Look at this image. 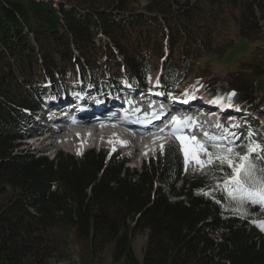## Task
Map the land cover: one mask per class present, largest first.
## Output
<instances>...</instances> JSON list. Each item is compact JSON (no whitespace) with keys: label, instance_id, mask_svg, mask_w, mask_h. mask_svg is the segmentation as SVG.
<instances>
[{"label":"trees","instance_id":"trees-1","mask_svg":"<svg viewBox=\"0 0 264 264\" xmlns=\"http://www.w3.org/2000/svg\"><path fill=\"white\" fill-rule=\"evenodd\" d=\"M235 37L250 56L208 65ZM156 77L167 95L200 85L262 114L264 0H0V264H74L71 245L81 264L107 249L116 264H264V209L217 189L221 172L187 176L173 145L133 173L94 151L15 153L47 81L96 93ZM145 233L140 259L132 240Z\"/></svg>","mask_w":264,"mask_h":264},{"label":"snow or ice","instance_id":"snow-or-ice-1","mask_svg":"<svg viewBox=\"0 0 264 264\" xmlns=\"http://www.w3.org/2000/svg\"><path fill=\"white\" fill-rule=\"evenodd\" d=\"M157 86H159V81ZM157 95H163V93H157ZM184 95L187 96L188 93H184ZM235 95V92L228 93V99L231 100ZM223 99V97H216L213 103L221 108H231L232 104H223ZM194 127L196 125L191 117L183 119L177 116L171 117V132L169 134L179 140L181 144L185 158V170L187 171L191 159L204 175L212 176L215 179L216 173L221 172L223 173L221 177L223 182L216 185L217 189L226 190L230 200L241 207L247 202L249 205L264 209V169L258 167L259 155L264 153V147L259 144L235 145L227 139L228 136H234V133L222 132L217 136L203 132L202 136H197ZM216 127L223 128L219 124ZM159 131L164 132L165 128H160ZM124 143L121 141V144ZM163 149L164 145L161 143V152ZM253 154H256V160L252 158ZM226 169L231 171H226ZM259 226L264 230V224Z\"/></svg>","mask_w":264,"mask_h":264},{"label":"rangeland","instance_id":"rangeland-1","mask_svg":"<svg viewBox=\"0 0 264 264\" xmlns=\"http://www.w3.org/2000/svg\"><path fill=\"white\" fill-rule=\"evenodd\" d=\"M235 41L236 42L239 41L237 39V37H235ZM247 46H248V43L246 44V43H243L242 41H239L238 46H236L233 49H231L229 51V53L224 58H222V61L221 60L217 61L215 58H211L209 60V63H207V62L206 63L208 65H210V66L213 65L212 67H217L218 69L221 70V72H225V70H228L229 68L235 69L237 67V60H240L242 58H248L250 56V51L245 50ZM106 63H110V62H108V60H107ZM157 81H158V79L156 77V79L153 81V83H156ZM80 84L81 83H79V85ZM200 84H202V82H200ZM48 86H49V84H48V81H47V84L45 85V88L48 87ZM183 87H182V89H185ZM194 89L195 90L189 89L188 92H185V93H188V95H191V96L192 95H195V94H198V93L201 94V95H204L206 97L208 95H210L209 93H207L203 89V86H200L199 85V86L195 87ZM49 93L50 92H48L47 94H49ZM202 98L203 97H201V96H197L196 97V99H202ZM226 101H229V99L227 98L226 100H223L222 103L225 104ZM198 103L201 104V102H198ZM254 105H257V104H254ZM197 106L198 105H196L195 108ZM200 106H204V105L201 104ZM200 106L197 107V109H196L197 111H198V109H199ZM262 109L263 108H261L260 110H262ZM196 110L193 111V112H191L190 115L193 114V113H195ZM210 112H211V110L208 109L207 112H206V115L207 114H210ZM242 113H243V111H240L238 113L235 110V107H233V106L231 108H228V111H227V116L228 117L232 116L234 119L237 120V125H236L237 129H239L240 127L242 128V125H243V121L241 120L242 119V116L239 115V114H242ZM196 114H197V112H196ZM246 114H247V116H246ZM206 115H205L206 120H208V119L211 118V116H210L211 114L209 116H206ZM245 116H246V122L249 125H252L253 127H255L256 125L258 126V127L257 126L256 127H257V130L260 132V134H258L257 136H259V137L262 136V138L264 140V112L262 114H260V113L255 112V111H247V112H245ZM170 127H171V123H170ZM24 130H25L26 135L28 136L35 129H31L30 127H27ZM58 132H60V131H58ZM106 132L109 133L110 131L106 130ZM234 132L235 131H233L231 133H234ZM104 133H105V130H102L98 134L99 137L98 138H95V140L93 141V144H95L96 142H99L100 143L99 144L100 147L106 148L105 146H107V147H111V149H113V148L115 149L116 146L111 145L112 143H110V141L117 142V140H119V139H116V138H114V139L108 138L107 136L102 135ZM37 134H42V132L37 133ZM100 134L102 136H100ZM37 136H39V135H37ZM45 136L46 135H43L40 138L43 139V138H45ZM71 136H70V134H67V135L61 134V135H59V137L57 136V138H61V139L60 140L58 139L57 142L54 141L55 142L54 143L55 148L52 147V146H49V143H51V141H46L45 143L42 144V140L37 139L35 141H32V142H35V143L32 146H30V145H27V141L26 140H20V141H18L16 143L17 144V148L15 150V153L21 154V155H32L33 154L36 157H38V156H47L51 160V159L54 158L55 152H62L64 155L73 156L76 160H83V159H79L80 153L76 152L78 154L77 155L73 151V150H75V147L77 146V144H76V140L72 139L71 141H69V139H67V137L71 139ZM168 137H169V139H171L172 135L168 134ZM108 140H109V142H108ZM245 140H246V142H245L246 144L243 143L244 141H241V142L238 141L237 143L238 144L245 145V146L254 144L252 141H248V137ZM91 144H92V142L90 144H88V146H90ZM174 147L177 150L178 155L181 157L182 166H183L184 172H185V174L187 176H190V175H192V174L197 173V172L200 171L198 165H196V163L194 161H192L191 159L189 160V164H188L187 171H186L185 170V158H184L183 152L181 150V144H180L179 140L176 141V143L174 144ZM68 150H71V153H68ZM134 152L135 151L133 149H125V150H123L122 153H120L118 155V158H122L124 160H127L128 159L127 157L128 156H131L132 154H134ZM95 153L96 154H99L97 150L95 151ZM260 154H261L260 155L261 156V163L263 161V164L262 165H263V168H264V153H260ZM109 159L110 158L108 156L105 159L106 162ZM143 162H144V165L145 166H148V167L150 166L147 161L137 160V159H134V160L130 159L129 164L125 165V167L129 168L131 170V173H133L134 170H137V171H140L141 170L142 163ZM180 186H181V183L178 184L177 188H179ZM261 218L264 220V213H263V215H262ZM67 235H68L67 236L68 239H71V234H67ZM146 242H147V234L146 233L145 234L137 235L132 240L133 249L135 250L136 255L140 259L142 258V250L145 247ZM71 249H72V251L74 253V256H73L74 257L73 259L75 261L74 264H81V261L79 259V256H77L76 250H75V248L72 245H71ZM100 255L101 256L98 258V261L96 262V264H116V263L113 262V259L111 257V250L110 249L105 250ZM53 264H72V261L71 262H53Z\"/></svg>","mask_w":264,"mask_h":264},{"label":"bare ground","instance_id":"bare-ground-1","mask_svg":"<svg viewBox=\"0 0 264 264\" xmlns=\"http://www.w3.org/2000/svg\"><path fill=\"white\" fill-rule=\"evenodd\" d=\"M89 94L93 95V94H95V92H92ZM109 99L114 102V99H111V98H109ZM96 103H100V102H96ZM229 103L230 102H226L225 105H227ZM92 105H95V104H92ZM206 106L208 107V109L211 108L210 104H207ZM212 112L213 111L210 112L211 115L207 114L206 116H209V115L212 116V114H213ZM37 118H38V115L36 114L35 116L32 117V121L36 120ZM41 120L43 121V124H39L36 122V125H38V126L50 125V120H47V119H41ZM236 125H237V121L235 122V129H237ZM102 130H105V133L102 135L107 136L108 138H111V139H114V138L119 139V140H117V142L110 141V143H112L111 145L116 146V148H115V149H117L116 151L123 152V150H125V149H133L135 151L134 154L127 157L128 159H132V160L138 159L140 157H141V160H144V158L147 155H150V153H149L148 149L146 148V146L143 147L142 145H145V142L147 141L148 142L147 147H148L150 144V140L162 141L163 140L162 138H164V135L166 134L165 131L160 132L159 130H152V129H146V130L141 131V132H134V130L129 128V127L116 126L114 121H111V120H98V119L96 120L95 119L94 121H87L85 119H82V120L72 121V122L68 123L66 125V127H64V128H60V129H54L53 128L52 133H50L49 136H45L46 139L40 138L39 140H42V144L45 143L46 141H51V143H49V146H52L55 148L54 143L57 142L58 139L59 140L61 139V138H57V136L59 137V135H61V134H64V135L70 134V136L72 135L71 139L68 137H67V139H69V141H71L72 139L76 140L77 146L75 147V151L80 153V155H81L86 150V148L88 147V144H90L91 142L93 144V141L95 140V138L99 137L98 134ZM106 130H108L110 132L108 133V132H106ZM58 131H60V132H58ZM120 131L122 134L121 135L117 134V132H120ZM231 132H233V131H231ZM102 135L100 134V136H102ZM41 136H43V134L39 135L38 137H41ZM31 138L33 139L34 137H31ZM121 141H123L125 143L121 144ZM108 142H109V140H108ZM95 144L97 146L100 143L96 142ZM27 145H29V144L27 143ZM143 150H144V154H143V156H141L143 153Z\"/></svg>","mask_w":264,"mask_h":264}]
</instances>
